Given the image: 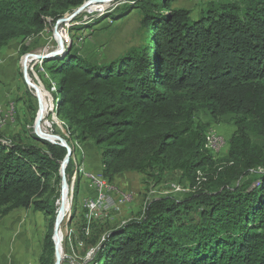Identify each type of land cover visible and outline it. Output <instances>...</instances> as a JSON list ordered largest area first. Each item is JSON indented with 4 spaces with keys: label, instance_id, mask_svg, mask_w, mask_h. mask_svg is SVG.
<instances>
[{
    "label": "trees",
    "instance_id": "16d2710c",
    "mask_svg": "<svg viewBox=\"0 0 264 264\" xmlns=\"http://www.w3.org/2000/svg\"><path fill=\"white\" fill-rule=\"evenodd\" d=\"M176 1L136 0L107 13L117 21L135 12L140 22L138 43L112 61L91 62L68 47L41 62L63 137L71 148L93 144L99 178L116 185L121 174H144L160 183L172 174L188 186L180 200L150 201L139 220L87 236L82 228L88 264H264V0L210 1L196 19ZM84 2L0 0V50ZM201 110L212 120L234 117L221 160L196 122ZM3 135L0 214L24 208L48 217L38 264H54L66 150L35 134L27 142Z\"/></svg>",
    "mask_w": 264,
    "mask_h": 264
},
{
    "label": "rangeland",
    "instance_id": "374dc122",
    "mask_svg": "<svg viewBox=\"0 0 264 264\" xmlns=\"http://www.w3.org/2000/svg\"><path fill=\"white\" fill-rule=\"evenodd\" d=\"M134 1L136 0H115L107 6H90L77 14V17L72 21L59 23L57 27V21L53 22L48 18L44 29L37 36L31 37L23 43L12 41L0 50V132L4 134L1 139L11 142L13 139L17 142H27L30 140V135L34 134L33 126L39 110V100L23 78L24 56L28 54L47 55L56 52L59 43L55 33H58L63 41V52L69 47L76 50L79 56L91 62L112 61L140 40L139 15L131 12L117 21L108 17L104 18V16H107V13L117 16ZM210 1L217 0H177L173 7L186 8L190 11L192 18L196 19L199 12ZM75 10L63 14L61 18L70 16ZM23 47L28 50L22 52ZM41 62V60L30 61L27 76L34 85L40 87L45 98L52 103L54 102L52 101L54 84L43 71ZM53 111L54 104L45 116L44 122L48 125L44 127L47 133L67 137L63 123L55 117ZM196 122L204 126L206 135L212 132L225 140V145L220 153L214 154L208 150L215 160H221L226 154L227 143L235 131L234 117L225 115L212 120L206 111L201 110ZM72 143L73 153L66 167L68 171L65 172L69 184V208L66 209L60 227L61 250L64 256L62 264H83V260L88 261L85 255L89 250L84 253V241L79 235L82 228L83 234L85 229L90 234L92 230L95 232L102 229L103 227L100 228L102 225L122 226L131 220H139L146 204L150 201L161 198V196H172L180 200L183 197L182 194L188 191L187 184L180 183L176 175L167 174L160 183H156L144 174H121L115 183L120 190L126 191L131 196L129 200L121 202L120 211L109 212L110 218H102L88 223L85 217L84 203L89 194L84 191V188L88 187L86 181L88 177L85 172L89 171L85 168V163L90 157L93 158V162L96 158L97 162L100 160V156L92 143L83 144L78 141H72ZM98 174L100 173H97V176ZM54 187L55 185H52V188ZM60 191L61 183L58 192L60 193ZM56 192L55 187L51 191L50 198ZM60 201V199L59 202L55 201L57 206L60 205ZM50 221L44 214L32 209L21 208L4 215L1 212L0 264H38V257L41 254ZM69 233L71 236L68 235ZM88 234H84V236ZM79 242L82 244L81 247L77 246Z\"/></svg>",
    "mask_w": 264,
    "mask_h": 264
},
{
    "label": "water",
    "instance_id": "95a60500",
    "mask_svg": "<svg viewBox=\"0 0 264 264\" xmlns=\"http://www.w3.org/2000/svg\"><path fill=\"white\" fill-rule=\"evenodd\" d=\"M104 0H90V1H86L84 2L82 5H80L79 7H77V9L68 17L66 18H61L59 20H57V23H56V27L59 23H66V22H70L72 21L73 19H75L77 17V14H79L81 11L87 9L88 7H90L91 5L93 4H97V3H102ZM56 27H55V32H56ZM55 36L58 37V43H59V48L60 50H57L56 52H53V53H50V54H47V55H43V54H37V55H34V54H28V55H25L24 56V62H23V78L26 82V84L32 89L34 90V92L37 94L38 93V87L36 85H34L30 78H28L27 76V68H28V64H27V61H28V58H31V60H41V61H44L46 59H50V58H53V57H56L58 55H61L63 53V41L61 39V37L59 36L58 33H55ZM33 58V59H32ZM39 104H40V100H39ZM36 120H35V123H34V126H33V130H34V134L37 138H41L45 141H48V142H51V143H54V144H57L59 146H62L65 150H66V154H65V158L63 159V161L61 162V165H60V170H59V178H61V191H60V200H61V197H62V194L65 190H68L69 191V184H68V180H67V177H66V167L71 159V156H72V149L71 147L68 145L67 141L63 138V137H60V136H57V135H49L47 136L46 134H44L40 129H39V125H40V118H37V114H36ZM63 209V203L60 205L59 207V210L58 212H61V210ZM56 218V216H55ZM59 228H60V223L58 221V219L56 218L55 219V222H54V227H53V233H52V238H53V242H54V258H55V261H54V264H62L63 260H64V256L62 254V250H61V243H60V239H56L55 236H57L59 234Z\"/></svg>",
    "mask_w": 264,
    "mask_h": 264
},
{
    "label": "built area",
    "instance_id": "2783aa9c",
    "mask_svg": "<svg viewBox=\"0 0 264 264\" xmlns=\"http://www.w3.org/2000/svg\"><path fill=\"white\" fill-rule=\"evenodd\" d=\"M210 139L213 140V147L216 151H221L225 145V140L219 136H214L212 132ZM89 178L90 194L86 197L84 207L88 223L101 220L102 218H109V212L120 211L121 202H126L131 197L126 191L120 190L117 186H110L105 177L99 178L97 173L85 172ZM115 199H113L114 197ZM111 200V201H110ZM84 234H88V230H84ZM78 247L82 244L79 242ZM89 261H84L83 264H88Z\"/></svg>",
    "mask_w": 264,
    "mask_h": 264
},
{
    "label": "bare ground",
    "instance_id": "6f19581e",
    "mask_svg": "<svg viewBox=\"0 0 264 264\" xmlns=\"http://www.w3.org/2000/svg\"><path fill=\"white\" fill-rule=\"evenodd\" d=\"M115 0H104L102 3H97V4H93L91 6H107L108 4L113 3ZM58 39V37H57ZM57 50H60V48H58ZM44 52V51H43ZM36 55V54H34ZM41 55V54H40ZM30 59L28 58L27 64L30 63ZM33 59V58H32ZM32 61V60H31ZM32 63V62H31ZM32 82V81H31ZM34 91V90H33ZM33 93V92H32ZM34 95L36 98H38V100H40V104H39V110L37 112V118H40V125H39V129L46 134L47 136L52 135L47 133L45 127L48 125L45 121V116L47 115V113L50 111V109H52V103L50 101H48L45 96L43 95V92L41 91L40 87H38V93L36 94L34 92ZM51 104V105H50ZM45 126V127H44ZM208 134V147L209 149L215 154V153H220V151H216V149H214L213 147V140L210 139V134ZM214 136H217L216 134L212 133ZM100 177V176H99ZM86 181L88 182L89 185V178H86ZM110 186H116L115 184H112L109 182ZM68 190H65L62 194L61 197V201H60V205L63 203V209L61 210V212L57 211L56 214V218L58 219L59 223H60V227L62 224V221L64 220V216L66 213V209L67 207L69 208V197H68ZM58 206V210L59 207ZM55 238L58 240L60 239V243H62V234H61V229L59 228V234L57 236H55ZM88 256H90V253L88 254Z\"/></svg>",
    "mask_w": 264,
    "mask_h": 264
},
{
    "label": "crops",
    "instance_id": "0c3cea01",
    "mask_svg": "<svg viewBox=\"0 0 264 264\" xmlns=\"http://www.w3.org/2000/svg\"><path fill=\"white\" fill-rule=\"evenodd\" d=\"M95 158V157H94ZM93 158H88V161L85 163L86 164V169L89 171V172H92V173H100L101 172V167H102V164H101V158H99L100 160H98L96 162V158H95V162L92 161ZM99 163V164H98ZM85 186V185H84ZM84 191L85 192H88V194H90V190H89V187H87V189L84 188Z\"/></svg>",
    "mask_w": 264,
    "mask_h": 264
}]
</instances>
